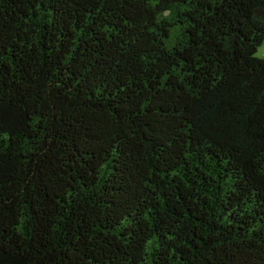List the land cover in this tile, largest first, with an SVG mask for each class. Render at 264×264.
I'll return each instance as SVG.
<instances>
[{
  "label": "trees",
  "instance_id": "1",
  "mask_svg": "<svg viewBox=\"0 0 264 264\" xmlns=\"http://www.w3.org/2000/svg\"><path fill=\"white\" fill-rule=\"evenodd\" d=\"M264 0H0V264H264Z\"/></svg>",
  "mask_w": 264,
  "mask_h": 264
},
{
  "label": "rangeland",
  "instance_id": "2",
  "mask_svg": "<svg viewBox=\"0 0 264 264\" xmlns=\"http://www.w3.org/2000/svg\"><path fill=\"white\" fill-rule=\"evenodd\" d=\"M257 57L259 59H264V43L263 45L259 48L258 53H257Z\"/></svg>",
  "mask_w": 264,
  "mask_h": 264
}]
</instances>
